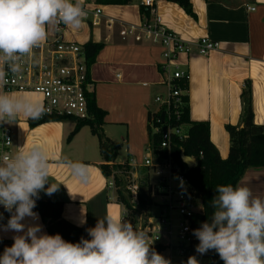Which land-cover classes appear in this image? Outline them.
<instances>
[{"label": "crops", "instance_id": "obj_1", "mask_svg": "<svg viewBox=\"0 0 264 264\" xmlns=\"http://www.w3.org/2000/svg\"><path fill=\"white\" fill-rule=\"evenodd\" d=\"M82 2L89 16L79 29L64 26L62 38L82 47L88 41L102 43L88 69L90 91L97 107L105 111L102 130L110 140L119 143L120 148L125 140L126 159L118 162L115 158L116 163L143 167L136 165L134 157L140 155V148L146 141L144 130L150 154L147 113L156 108L153 98L167 93L166 80L171 71L162 69V48L145 41L136 28L143 21L142 0L123 5L104 4L98 0ZM190 4L194 16L186 14L176 3L154 0V14L185 40L207 37L219 42V48L207 55L180 54L176 64L187 72V88L182 93L188 96L190 119L209 123L210 140L219 156L226 158L229 137L225 125L240 124L241 92L246 81L251 85L254 123L264 126V0H190ZM96 8L100 13L93 23ZM130 26H134L131 34L126 33ZM52 37L53 25L48 29L47 39ZM6 92H16L42 103L37 93ZM28 121L19 119L12 124L3 123V126L12 132V154L19 150L18 147L27 149L33 144H40L46 150L49 178L61 184L51 196L44 191L39 196L62 201V217L75 225L87 224L88 228H93L108 213L121 216L123 204L106 185L107 178L100 169L104 161L98 139L90 127L81 126L67 139L75 126L74 121H47L35 126H30ZM112 126H123L125 136H115ZM65 159L88 165L87 173L82 177L73 175L62 162ZM237 185L247 186L253 195L264 198V165L248 168ZM0 214L2 256L4 249L14 243L13 237L23 233L4 231L3 226L7 225L12 213L3 208ZM22 222L39 224L42 233L48 234L39 214L37 220L25 218ZM160 254L170 260L173 253L165 248Z\"/></svg>", "mask_w": 264, "mask_h": 264}, {"label": "clouds", "instance_id": "obj_2", "mask_svg": "<svg viewBox=\"0 0 264 264\" xmlns=\"http://www.w3.org/2000/svg\"><path fill=\"white\" fill-rule=\"evenodd\" d=\"M86 16L82 0H0V124L39 120L46 113L43 103L3 90L9 73H21L22 58L46 41L50 26L79 29ZM18 149L0 155V205L12 213L3 230L23 234L13 237L0 264H171L152 248L149 235L123 215L106 214L87 230L91 238L78 243L42 233L39 224L23 223L25 218L38 219L33 209L40 192L51 196L61 182L50 180L42 145ZM62 162L77 177L87 173L88 165L82 162ZM216 191L211 221L193 231L199 240L196 251L214 250L224 264H264V198L247 186L218 185ZM187 264L199 262L190 256Z\"/></svg>", "mask_w": 264, "mask_h": 264}, {"label": "built area", "instance_id": "obj_3", "mask_svg": "<svg viewBox=\"0 0 264 264\" xmlns=\"http://www.w3.org/2000/svg\"><path fill=\"white\" fill-rule=\"evenodd\" d=\"M149 8L151 19L142 21L136 28L142 32L145 41L159 45L162 48V69L171 71L166 80L167 93L153 98L156 108L149 111V126L152 132L165 129V137L160 147L169 150L171 135L186 137L183 126L172 127L167 122L171 117L178 119L182 105V90L177 81L187 78V72L176 63L180 54L198 53L207 55L219 48V42L207 37L196 41L181 38L176 32L166 27L154 14V0H142ZM87 13L89 12L84 8ZM251 10H254L251 7ZM100 9L93 12V23ZM65 25H53L52 39H46L33 50L31 56L22 58V71L14 76L9 73L5 91L32 92L41 95L42 103L47 109L43 116H70L76 119L89 117L87 93L90 91L88 66L83 47L75 42L65 41L62 30ZM134 26L126 33L131 34ZM164 114L165 120L160 115ZM264 128V127H263ZM12 132L0 124V155L12 154ZM147 156L143 157L142 166L146 167L147 183L152 192L150 203L140 207V183L135 176L128 177L123 186L130 206L123 204L121 215L134 227L145 231L151 240L152 248L163 246L169 248L171 264H187L190 256L199 244L193 235L190 219L202 211L200 200L195 196L194 189L185 176V170L173 161L168 152L165 157L153 154L149 147ZM155 177V181H151ZM109 189H115V172L106 177ZM143 183V181H142ZM117 199V197L115 198ZM4 207L0 205V211ZM158 237V238H157Z\"/></svg>", "mask_w": 264, "mask_h": 264}, {"label": "trees", "instance_id": "obj_4", "mask_svg": "<svg viewBox=\"0 0 264 264\" xmlns=\"http://www.w3.org/2000/svg\"><path fill=\"white\" fill-rule=\"evenodd\" d=\"M132 0H98L104 4H128ZM178 4L186 14L194 16L190 0H166ZM140 14L143 21L151 19L149 8L140 5ZM102 48V43L88 41L83 45L86 63L89 69L90 64L98 51ZM179 88L184 91L187 88V78L177 81ZM89 117L87 119H76L70 116H42L39 120H30L29 125L35 126L47 121L70 120L75 122L73 130L68 135L70 139L81 126L88 125L92 133L98 139L99 151L104 163L100 164V169L104 176L119 169H127L125 164L115 162L120 144L110 140L102 130L105 111L97 107L93 92L87 93ZM182 105L179 118L171 117L167 120L169 125L176 127L182 125L186 128V137L179 138L178 135H171L169 140V150L160 147L163 135L162 130L152 132L148 124L150 112L147 113L148 146L153 154L165 157L169 152L173 161L178 163L185 170V176L194 189L195 196L200 200L202 211L193 215L190 219L191 229L194 231L201 227L204 222H210L214 209L212 200L218 195L216 187L218 185L231 184L236 186L248 168H259L264 165V126L254 123L252 112V98L250 81L244 83L241 92L242 116L240 124L225 125L229 137V150L226 158H221L216 147L210 140V127L207 121H194L189 117L188 96L184 92L181 95ZM165 120L164 114L160 115ZM194 159L195 164L188 168L180 158L181 153ZM145 171V168L143 169ZM121 176V175H120ZM122 177L115 175L116 182H120ZM143 183L139 188V205L145 207L150 203L152 189L147 183V175L143 176ZM117 201L130 206L124 189L118 190ZM63 202L52 199L36 200L34 212L38 213L43 225L49 235L60 234L62 238L71 243L80 242L81 238L90 239L87 224L75 225L62 217ZM199 242V240H198ZM165 248L157 246L154 248L159 254ZM209 264H224L218 253L214 250L207 252Z\"/></svg>", "mask_w": 264, "mask_h": 264}, {"label": "rangeland", "instance_id": "obj_5", "mask_svg": "<svg viewBox=\"0 0 264 264\" xmlns=\"http://www.w3.org/2000/svg\"><path fill=\"white\" fill-rule=\"evenodd\" d=\"M155 106V105H154ZM114 127V126H112ZM183 131H186V128L182 129ZM113 133L115 134V136H125V129L123 128V126H115L114 128H112ZM147 132V130H146ZM144 136H145V143L143 144V147L140 148L141 153L140 155H137L134 157V160L136 161V165L142 164L143 163V157L148 155V151H147V138H146V133L144 130ZM122 142V141H121ZM121 148L119 149L117 156H116V161L118 162H124L126 159V152L124 151V147H125V140L123 143H121ZM127 166V169H119L117 171H115V175H118L119 177H122L120 182H116V186L115 189H110L113 194L114 197L116 198L118 195V190L119 189H123L124 184L127 181V178L130 177L132 178L133 176L136 177V179L138 180V183H140L139 185H142V180H143V176L144 174H146L147 168L146 167H133L131 165H129L128 163H124ZM145 168V171H143V169ZM121 175V176H120ZM151 181H155V177H152L151 175ZM127 197V196H126ZM194 255L196 257V259L198 260L199 264H209V258L207 253L205 254H200L196 251V249L194 250Z\"/></svg>", "mask_w": 264, "mask_h": 264}, {"label": "water", "instance_id": "obj_6", "mask_svg": "<svg viewBox=\"0 0 264 264\" xmlns=\"http://www.w3.org/2000/svg\"><path fill=\"white\" fill-rule=\"evenodd\" d=\"M163 137H165V129L163 128ZM181 161L188 167H192L195 164V161L193 158L185 155L183 152L180 155Z\"/></svg>", "mask_w": 264, "mask_h": 264}]
</instances>
